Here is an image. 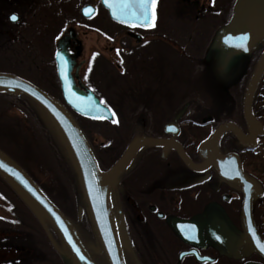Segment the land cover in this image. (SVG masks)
I'll return each mask as SVG.
<instances>
[{
    "label": "flooded vegetation",
    "instance_id": "flooded-vegetation-1",
    "mask_svg": "<svg viewBox=\"0 0 264 264\" xmlns=\"http://www.w3.org/2000/svg\"><path fill=\"white\" fill-rule=\"evenodd\" d=\"M36 1L28 13L10 0L0 8L9 33L4 44L21 54L13 63L26 67L27 81L64 105L55 61L62 52L75 87L90 91L101 103L107 97L126 108L119 118L132 138L121 154L133 138L152 137L175 142L198 165L203 162L200 143L220 125L234 124L250 134L243 98L264 41L234 63L231 57L223 59L230 52L223 31L237 0H155L154 8L147 0L150 27L142 22L141 8L140 24L128 25L112 20L102 0ZM28 53L35 56L31 64ZM184 67L205 72L196 74L197 79L209 78L205 94L198 82L179 92L171 72ZM251 110L262 128L255 145L243 146L225 133L217 147L222 156L235 155L242 172L260 188L252 193L250 210L264 242V160L255 164L254 156L264 145V75ZM68 111L75 120L76 114ZM113 120L104 123L113 125ZM242 204L241 188L223 179L216 166L191 170L173 148L164 146L142 148L109 197L124 264H264V257L244 242ZM173 222H191L182 227L184 240ZM216 226L233 234L235 246L240 243L235 254L216 238ZM186 252L191 254L179 260ZM192 252L207 260L198 261Z\"/></svg>",
    "mask_w": 264,
    "mask_h": 264
},
{
    "label": "water",
    "instance_id": "water-1",
    "mask_svg": "<svg viewBox=\"0 0 264 264\" xmlns=\"http://www.w3.org/2000/svg\"><path fill=\"white\" fill-rule=\"evenodd\" d=\"M102 3L113 20L130 25L140 24L138 22L140 5L137 0H102ZM223 33L228 36L230 45V52L223 56V59L231 57L233 60L231 62L234 63L264 41V0H237L233 17ZM63 57L62 52L57 54L56 62L66 105L84 117L111 121L110 111L100 104L90 91L79 90L72 79L68 78L67 73L70 67L64 66ZM233 63H230V66ZM263 75L264 52L255 64L243 98V117L250 128V134L245 135L234 124L220 125L208 140L200 144L199 155L203 162L198 165L192 163L175 142L152 137H137L129 143L121 157L108 170L102 171L76 122L57 100L26 80L2 73H0V94L26 99L41 115L55 137L75 176L99 246L101 264H124L109 205L110 191L116 186L120 175L130 165L136 154L142 148L153 146L173 148L182 162L194 171L216 166V170L223 179L238 184L243 194L244 242L250 243L253 249L264 257V242L255 231L250 210L252 193L260 192V188L242 172L235 155L222 156L217 147L219 139L225 133L233 134L243 146L255 145V138L262 133V128L252 114L251 105ZM0 178L35 216L48 239L61 255L64 264H98L81 242L72 223L47 199L29 176L1 150ZM80 214L81 209H79ZM190 223L173 222V227L184 238L182 227ZM50 230L55 233L58 241L53 239ZM211 232L214 231L211 230ZM216 238L223 242L228 253L235 254L240 243L235 246V237L225 227L216 226ZM184 254L188 253L181 254L179 258L181 259ZM197 259L201 262L207 260L200 257Z\"/></svg>",
    "mask_w": 264,
    "mask_h": 264
},
{
    "label": "rangeland",
    "instance_id": "rangeland-1",
    "mask_svg": "<svg viewBox=\"0 0 264 264\" xmlns=\"http://www.w3.org/2000/svg\"><path fill=\"white\" fill-rule=\"evenodd\" d=\"M7 1L0 0V8L7 6ZM28 2L30 3L24 5L28 8L23 9L27 13L37 6V1ZM2 17L0 11V18ZM7 31L8 29L3 26L0 19V73L30 80L26 67H19L13 63L21 58V54L17 49L4 44V41L9 40ZM27 57L31 64L35 56L33 53H28ZM171 73L173 83L175 80L180 86L179 92L182 93L198 82L201 86L204 85L201 91L205 94L207 88L204 87L208 84L209 78L206 76L204 79L201 76L196 78L197 73L202 75L205 72H196L191 67H184L177 68ZM102 103L114 115L116 122L113 125L104 122L90 124L77 116L75 118L83 127V132L101 167L106 169L132 137L125 130L119 118L120 111H125L126 108L112 102L107 97ZM0 148L29 176L34 178L49 200L72 223L82 222L81 225L83 224L91 233V239L86 241L85 246L87 249L94 247L99 252V246L92 232L71 168L64 155L60 153V148L54 143L47 130L41 126L32 107L23 98L0 94ZM254 156L257 160L255 164L264 160L263 144L256 150ZM80 208H82V213L79 218ZM50 234L57 241L52 230ZM81 237L85 238L83 234ZM0 264H64L61 255L56 251L36 218L18 195L1 179Z\"/></svg>",
    "mask_w": 264,
    "mask_h": 264
},
{
    "label": "bare ground",
    "instance_id": "bare-ground-1",
    "mask_svg": "<svg viewBox=\"0 0 264 264\" xmlns=\"http://www.w3.org/2000/svg\"><path fill=\"white\" fill-rule=\"evenodd\" d=\"M10 1L14 2L13 4L18 3V4H16V6L18 8L24 9V8H26V6L24 7V5H27L28 3H30L28 1H36V0H10ZM81 223H82L81 221L77 224H74V222H73L72 225H73L77 235L79 236L81 242L85 246L86 241H89L91 239V237H90L91 233L84 227L83 224L81 225ZM82 234L85 236V238L81 237ZM88 251L94 257V259L96 261L100 262V258H99L100 253L94 247H91V248L89 247Z\"/></svg>",
    "mask_w": 264,
    "mask_h": 264
},
{
    "label": "snow or ice",
    "instance_id": "snow-or-ice-1",
    "mask_svg": "<svg viewBox=\"0 0 264 264\" xmlns=\"http://www.w3.org/2000/svg\"><path fill=\"white\" fill-rule=\"evenodd\" d=\"M148 7H149V5H148L147 0H144V2H142L140 4V8L142 9V12L140 13V15L143 17L142 22H143L144 26H146V27H150L151 26V24L148 22ZM151 7L152 8L155 7V0H151ZM86 13H87V10H86ZM10 19L15 21L17 19V17L15 15H12L10 17ZM115 122L116 121L113 120V123H115ZM81 259H83V257H81Z\"/></svg>",
    "mask_w": 264,
    "mask_h": 264
},
{
    "label": "trees",
    "instance_id": "trees-1",
    "mask_svg": "<svg viewBox=\"0 0 264 264\" xmlns=\"http://www.w3.org/2000/svg\"><path fill=\"white\" fill-rule=\"evenodd\" d=\"M82 118V117H81ZM85 122H88V123H90V124H94V121H92V120H89V119H85V118H82ZM39 121L42 123V125H44L43 124V122H42V120L41 119H39ZM81 126V125H80ZM44 128V127H43ZM81 128L83 129V127L81 126ZM120 153V152H119Z\"/></svg>",
    "mask_w": 264,
    "mask_h": 264
}]
</instances>
